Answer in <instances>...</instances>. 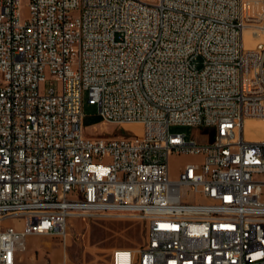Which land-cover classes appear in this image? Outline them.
Instances as JSON below:
<instances>
[{
	"label": "built area",
	"instance_id": "1",
	"mask_svg": "<svg viewBox=\"0 0 264 264\" xmlns=\"http://www.w3.org/2000/svg\"><path fill=\"white\" fill-rule=\"evenodd\" d=\"M24 4L0 0V264H30L28 235L65 244L86 216L146 226L98 264H264V140L243 134L264 118V44L244 46V0ZM85 94L141 132L86 135ZM173 154L201 161L172 178Z\"/></svg>",
	"mask_w": 264,
	"mask_h": 264
},
{
	"label": "rangeland",
	"instance_id": "2",
	"mask_svg": "<svg viewBox=\"0 0 264 264\" xmlns=\"http://www.w3.org/2000/svg\"><path fill=\"white\" fill-rule=\"evenodd\" d=\"M26 0H23V4ZM23 15L27 13L23 5ZM244 46L256 49L264 44V0H244ZM50 86L49 81L42 89ZM83 111L86 125L85 134L92 136H110L124 133L123 128L138 129L136 125H116L110 122L93 123L98 116V105L89 101L84 95ZM172 132L184 133L187 139L194 138L201 142L212 139L213 130L207 127L172 125ZM244 136L255 140H264V118H247L243 128ZM201 161L199 155L173 154L170 157V173L176 178L180 170L189 162ZM4 224L20 222L6 219ZM67 241L61 236L52 234L28 235L27 250L21 260L24 263L36 264L49 259L54 264H98L109 258L114 247H139L146 239L147 232L143 220L125 216L106 217H70L68 220Z\"/></svg>",
	"mask_w": 264,
	"mask_h": 264
},
{
	"label": "bare ground",
	"instance_id": "3",
	"mask_svg": "<svg viewBox=\"0 0 264 264\" xmlns=\"http://www.w3.org/2000/svg\"><path fill=\"white\" fill-rule=\"evenodd\" d=\"M125 125H136V126H138V129H134V131L136 133H140L141 132V126L138 123H125ZM243 134H244V132H243Z\"/></svg>",
	"mask_w": 264,
	"mask_h": 264
},
{
	"label": "trees",
	"instance_id": "4",
	"mask_svg": "<svg viewBox=\"0 0 264 264\" xmlns=\"http://www.w3.org/2000/svg\"><path fill=\"white\" fill-rule=\"evenodd\" d=\"M100 121V118L96 119L93 123H96V122H99Z\"/></svg>",
	"mask_w": 264,
	"mask_h": 264
},
{
	"label": "crops",
	"instance_id": "5",
	"mask_svg": "<svg viewBox=\"0 0 264 264\" xmlns=\"http://www.w3.org/2000/svg\"><path fill=\"white\" fill-rule=\"evenodd\" d=\"M243 40H244V32H243ZM247 139H252V138H247ZM252 140H255V139H252Z\"/></svg>",
	"mask_w": 264,
	"mask_h": 264
}]
</instances>
